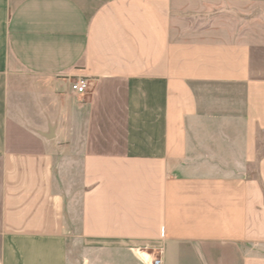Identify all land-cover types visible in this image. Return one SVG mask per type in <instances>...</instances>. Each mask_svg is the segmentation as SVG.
<instances>
[{
  "label": "crops",
  "instance_id": "1",
  "mask_svg": "<svg viewBox=\"0 0 264 264\" xmlns=\"http://www.w3.org/2000/svg\"><path fill=\"white\" fill-rule=\"evenodd\" d=\"M158 252L264 264V0H0V264Z\"/></svg>",
  "mask_w": 264,
  "mask_h": 264
},
{
  "label": "built area",
  "instance_id": "2",
  "mask_svg": "<svg viewBox=\"0 0 264 264\" xmlns=\"http://www.w3.org/2000/svg\"><path fill=\"white\" fill-rule=\"evenodd\" d=\"M90 82L86 78H78L70 83V91L75 95H84L87 93ZM148 264H163L161 253L148 261Z\"/></svg>",
  "mask_w": 264,
  "mask_h": 264
}]
</instances>
